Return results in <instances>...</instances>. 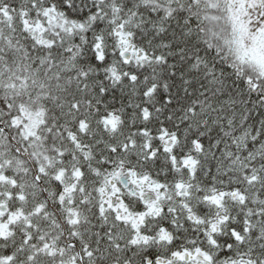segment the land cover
I'll use <instances>...</instances> for the list:
<instances>
[{"label": "snow or ice", "instance_id": "snow-or-ice-1", "mask_svg": "<svg viewBox=\"0 0 264 264\" xmlns=\"http://www.w3.org/2000/svg\"><path fill=\"white\" fill-rule=\"evenodd\" d=\"M0 264H264V0H0Z\"/></svg>", "mask_w": 264, "mask_h": 264}]
</instances>
